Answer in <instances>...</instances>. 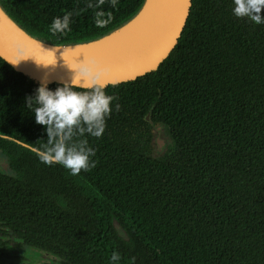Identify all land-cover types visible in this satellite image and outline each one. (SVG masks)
Listing matches in <instances>:
<instances>
[{
  "label": "trees",
  "instance_id": "1",
  "mask_svg": "<svg viewBox=\"0 0 264 264\" xmlns=\"http://www.w3.org/2000/svg\"><path fill=\"white\" fill-rule=\"evenodd\" d=\"M145 1L105 0L103 28L86 0L0 7L28 35L70 46L122 28ZM231 9V0H191L157 69L104 87L113 109L101 137L87 136L94 166L76 176L38 160L46 134L25 98L40 84L0 58V264H109L114 250L118 264H264V23ZM65 10L70 31L53 35ZM156 127L170 142L154 156ZM9 235L55 259L13 257Z\"/></svg>",
  "mask_w": 264,
  "mask_h": 264
},
{
  "label": "water",
  "instance_id": "2",
  "mask_svg": "<svg viewBox=\"0 0 264 264\" xmlns=\"http://www.w3.org/2000/svg\"><path fill=\"white\" fill-rule=\"evenodd\" d=\"M191 0H146L140 12L122 28L86 44L52 46L25 33L0 7V58L35 83H71L79 63L94 62L102 71L97 86L133 81L148 74L171 53L186 23ZM140 19L131 33L130 26ZM143 20V21H142ZM127 28L120 38L112 36ZM111 40V53L95 55L87 48ZM150 122V114L146 116ZM161 127H156L160 129ZM6 170L0 161V173Z\"/></svg>",
  "mask_w": 264,
  "mask_h": 264
},
{
  "label": "clouds",
  "instance_id": "3",
  "mask_svg": "<svg viewBox=\"0 0 264 264\" xmlns=\"http://www.w3.org/2000/svg\"><path fill=\"white\" fill-rule=\"evenodd\" d=\"M105 0H86L94 12L95 26L105 27L111 16L105 18L101 6ZM115 8L119 0H108ZM232 15L254 24L264 23L261 15L264 0H231ZM73 13L64 11L63 16L54 17L49 25L53 35L70 31ZM74 70L71 83H64L54 90L41 83L34 95L25 98V107L34 116V122L42 126L46 140L39 148H33L38 160L46 166L59 165L70 175L76 176L94 166L95 150L88 145L87 136L99 138L105 131L106 120L112 112L114 97L107 95L104 86H97L102 71L94 62L79 63ZM76 88L82 90L77 91ZM118 109L119 105H115ZM121 256L112 251L109 264H118Z\"/></svg>",
  "mask_w": 264,
  "mask_h": 264
},
{
  "label": "rangeland",
  "instance_id": "4",
  "mask_svg": "<svg viewBox=\"0 0 264 264\" xmlns=\"http://www.w3.org/2000/svg\"><path fill=\"white\" fill-rule=\"evenodd\" d=\"M126 29L127 28L122 29L120 30V32L118 31L112 36L114 37V39L117 37L120 38L121 33ZM152 140L153 142L152 145H150V149L154 156L163 154V152L166 150V145L170 142L169 137L163 128L156 129L155 132H153ZM3 241H8L10 243L7 247L13 257H22L29 261L39 263H44L46 261L50 262L52 261V259H55L49 254L43 255V252L37 249H31L26 246H21L20 248H18L15 245L19 242L11 235L3 237Z\"/></svg>",
  "mask_w": 264,
  "mask_h": 264
},
{
  "label": "bare ground",
  "instance_id": "5",
  "mask_svg": "<svg viewBox=\"0 0 264 264\" xmlns=\"http://www.w3.org/2000/svg\"><path fill=\"white\" fill-rule=\"evenodd\" d=\"M140 19H141V18L137 19V21L134 22V23L130 26V28H131V33H132L133 30H135V28H136L137 26H139ZM142 21H143V20H142ZM113 46H114V48H115V47H116V44H113L111 40L103 41V42H101V43H99V44H97V45H93V46H90V48H87L88 51H87L86 53H88L89 55H90V54L95 55V54H97V53L103 54L104 51H108V53H109V52L111 53L112 51H114V49L112 50Z\"/></svg>",
  "mask_w": 264,
  "mask_h": 264
}]
</instances>
